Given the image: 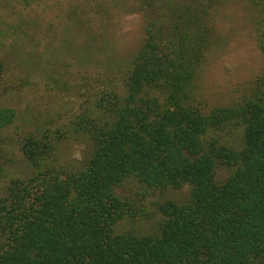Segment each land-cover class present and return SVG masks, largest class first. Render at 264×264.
<instances>
[{
    "label": "trees",
    "instance_id": "16d2710c",
    "mask_svg": "<svg viewBox=\"0 0 264 264\" xmlns=\"http://www.w3.org/2000/svg\"><path fill=\"white\" fill-rule=\"evenodd\" d=\"M216 2L139 0L145 37L129 72L71 122L91 147L84 161H61L66 133L24 139L35 174L0 195V264H264V70L229 105L205 111L196 97L217 44ZM248 3L264 54V0ZM15 118L0 107V135ZM130 181L137 202L118 194ZM185 186L186 203L145 213L147 197ZM157 215L156 228L138 232Z\"/></svg>",
    "mask_w": 264,
    "mask_h": 264
},
{
    "label": "rangeland",
    "instance_id": "374dc122",
    "mask_svg": "<svg viewBox=\"0 0 264 264\" xmlns=\"http://www.w3.org/2000/svg\"><path fill=\"white\" fill-rule=\"evenodd\" d=\"M214 11L217 44L195 81L196 97L205 111L237 101L264 70L259 20L248 0H217ZM144 31L139 0H0V59L5 65L0 107L16 111L14 123L0 135L5 170L0 195L11 181L35 174L22 151L30 134L66 133L68 139L58 152L63 163H81L90 155V145L71 130V122L90 104H85L88 97L109 80L122 82L143 45ZM93 46L98 49L85 52ZM118 194L137 202V183L127 182ZM190 194L185 186L147 197L142 205L145 213H155L153 203L184 204ZM160 219L157 215L136 228L150 233Z\"/></svg>",
    "mask_w": 264,
    "mask_h": 264
}]
</instances>
